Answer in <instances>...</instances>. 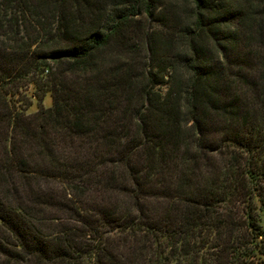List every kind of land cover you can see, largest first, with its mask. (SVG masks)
I'll return each mask as SVG.
<instances>
[{
  "label": "trees",
  "instance_id": "16d2710c",
  "mask_svg": "<svg viewBox=\"0 0 264 264\" xmlns=\"http://www.w3.org/2000/svg\"><path fill=\"white\" fill-rule=\"evenodd\" d=\"M0 264H264V0H0Z\"/></svg>",
  "mask_w": 264,
  "mask_h": 264
},
{
  "label": "rangeland",
  "instance_id": "374dc122",
  "mask_svg": "<svg viewBox=\"0 0 264 264\" xmlns=\"http://www.w3.org/2000/svg\"><path fill=\"white\" fill-rule=\"evenodd\" d=\"M161 1H165V3L166 4H168V2H170V1H172V0H161ZM127 5V7H130V5H131V1H128V3L126 4ZM107 21V20H106ZM147 22V25H149V23L151 24V21H149V20H146ZM104 23H106V22H104ZM103 23V24H104ZM51 101H52V99H51V97L48 95L47 96V98L45 99V105H50L51 104ZM37 104H35L32 108V110H35V109H37V106H36Z\"/></svg>",
  "mask_w": 264,
  "mask_h": 264
}]
</instances>
